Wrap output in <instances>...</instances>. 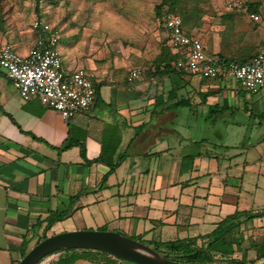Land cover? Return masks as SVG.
I'll return each mask as SVG.
<instances>
[{"label":"crops","instance_id":"crops-1","mask_svg":"<svg viewBox=\"0 0 264 264\" xmlns=\"http://www.w3.org/2000/svg\"><path fill=\"white\" fill-rule=\"evenodd\" d=\"M140 2L152 11L157 0ZM151 11L123 17L125 36L111 41L95 16L53 25L63 71L94 74L85 112L63 119L35 98L23 102L0 70V264H13L29 226L51 211L69 209L78 229L104 219L119 226L108 231L168 241L203 236L236 210L264 207V93L245 91L231 77L177 71L173 60L166 63L173 51ZM245 15L225 8L205 16L212 58L245 62L264 50L259 15ZM7 38L0 46L23 54L34 33L29 23ZM246 136L252 143L244 147ZM102 153L119 160L104 180L108 167L95 161ZM184 161L193 177L178 172ZM222 205L233 211L220 213Z\"/></svg>","mask_w":264,"mask_h":264},{"label":"built area","instance_id":"built-area-1","mask_svg":"<svg viewBox=\"0 0 264 264\" xmlns=\"http://www.w3.org/2000/svg\"><path fill=\"white\" fill-rule=\"evenodd\" d=\"M227 7L236 13H245L251 20H259L258 15L247 12L243 0H230ZM162 26L177 71L204 79L231 77L245 91H264V50L245 62L218 60L204 53L198 36L182 29L178 16L164 15ZM30 29L34 38L25 53L14 51L9 44L0 46V70L22 100L35 98L63 119L87 111L94 98V74L84 69L63 71L56 50L59 32L45 18L34 17ZM137 74L138 69L132 70L127 81L132 82Z\"/></svg>","mask_w":264,"mask_h":264},{"label":"rangeland","instance_id":"rangeland-1","mask_svg":"<svg viewBox=\"0 0 264 264\" xmlns=\"http://www.w3.org/2000/svg\"><path fill=\"white\" fill-rule=\"evenodd\" d=\"M140 1L141 0H40L37 13L39 16L45 18L51 25H56L58 29L60 26V19L62 17L64 20L71 18L79 20L80 17L95 16L100 21V28L98 31L108 34L109 40L111 41L114 34H123L121 36H125L124 31L127 29V24L123 17H129L132 15L147 16L150 14L151 5ZM229 1L230 0H208L207 5L203 6L204 12L201 17V24L198 28L193 30V33L198 36L200 43L203 46L204 53L208 57L213 56L209 51V32H204V18L206 15L209 17H216L218 11H225V8H228L227 4ZM251 1H258L262 6L256 14L260 17V21L257 24H260L261 27L264 28V0ZM151 12L154 14L153 10ZM34 15H36V13L34 12L33 0H0V44L4 42V40H7V36H9L14 30L18 32H27L29 30L30 18ZM248 23L252 24L251 21ZM227 79L232 80L233 78ZM11 92L13 96H18L15 90H12ZM259 92L264 93V91L261 90ZM17 98L23 101L20 97ZM250 143H252V137L246 136L240 142V145L246 147L250 145ZM178 172L182 174V177L186 178L190 176L193 177L194 175L191 167L185 161L183 162V166L178 168ZM220 194L225 200L232 201V195L227 193ZM201 202L202 201L199 199L194 200V204H197L198 206H203ZM231 211H233V209L226 208L224 205H222L220 209V213H223L224 215ZM247 211L252 215V217L245 222L246 230H243L242 233L243 240L241 241L240 251H235L232 254V258L241 261L243 264H254L257 263V260L254 258V251L250 249L249 246L252 243L257 244L264 240V207L256 206L247 209ZM67 218L70 219L69 217H65L59 221H55L47 229H44L45 222H41L39 226L30 225L28 230L29 232L24 238V250L21 253L25 254L35 244L36 240L43 234V229L46 236L60 232L80 230L77 228L78 224L75 219L72 218V220L70 219L71 221H62ZM57 222L60 223L55 225ZM118 228L119 226L116 222L97 219L92 225H87L84 229L108 231ZM188 233L189 235H193L196 232L191 231ZM126 235L134 239H138L140 243L142 242V244L150 248L154 247V245L159 242L149 241L145 237L134 233H127ZM195 242L199 243L200 241L197 240ZM202 243L205 244L206 242L203 241ZM243 250L245 251L244 255L241 254ZM21 253H19V251L16 253L15 258L18 259V261ZM45 258L46 257L42 260L43 264H47L48 262H51L50 264H63L65 260V264H133L126 261L116 260L112 256L95 252V250L92 249L87 250L86 248L58 249L52 252L47 259ZM220 258L226 257H214L216 260Z\"/></svg>","mask_w":264,"mask_h":264},{"label":"trees","instance_id":"trees-1","mask_svg":"<svg viewBox=\"0 0 264 264\" xmlns=\"http://www.w3.org/2000/svg\"><path fill=\"white\" fill-rule=\"evenodd\" d=\"M39 2L40 0H33L34 12L36 13V16H39V14L37 13ZM207 3L208 0H157V2L153 5V11L154 15L159 19H162V17L166 14H173L178 16L180 18L182 29L187 32L193 33V30L198 28L201 24V17L203 16L204 12L203 6L207 5ZM244 4L246 6L247 12L249 13H256L262 8L260 2L258 1L244 0ZM262 43L264 45V39ZM162 50L165 53H168V47L163 46ZM173 59L174 54H172L171 56H167L166 63H168L169 60ZM217 59L223 61L229 60L223 57H218ZM67 146L68 145H60L56 147V149L58 151H61L67 148ZM80 154L83 155L81 149ZM95 161L101 162L108 167L107 171L102 176V179L104 180L106 176L115 168L119 160H108L103 156L102 153ZM68 213L69 209L51 211L43 220L37 221L34 226H39L41 222H45L44 229H47L55 221H59L67 217ZM251 217L252 215L248 211L236 210L217 221L213 229L203 236H199L197 238L159 241L157 243L155 242L156 244L154 245V247H152V249L162 254L165 259L170 261L198 263L220 261L232 264H243L241 263V261L232 258V254L235 251H240L241 241L243 240L242 233L243 230H246L245 222L248 221V219H250ZM44 229L42 230L43 234L36 240L35 243L46 237V235L44 234ZM120 234L127 236L123 233ZM127 237L140 242L138 239H134L130 236ZM197 240H199L200 242L196 243L195 241ZM203 241H205L206 243L203 244ZM24 242V239L20 242L18 249L19 253L24 250ZM249 248L254 251V258L257 260V263L254 264H258L264 258V240L257 244L252 243ZM95 252L109 255L98 250H95ZM23 254L21 253L19 258H21ZM241 254L244 255L245 251L243 250ZM215 256L226 258H220L216 260L214 259ZM65 261L63 264H65ZM17 262L18 259H15L13 261V264H17Z\"/></svg>","mask_w":264,"mask_h":264},{"label":"water","instance_id":"water-1","mask_svg":"<svg viewBox=\"0 0 264 264\" xmlns=\"http://www.w3.org/2000/svg\"><path fill=\"white\" fill-rule=\"evenodd\" d=\"M64 248L98 250L120 261L133 264H232L220 261L208 263L170 261L152 248L118 232L90 229L48 235L35 243L17 264H37L46 255ZM258 264H264V258Z\"/></svg>","mask_w":264,"mask_h":264},{"label":"flooded vegetation","instance_id":"flooded-vegetation-1","mask_svg":"<svg viewBox=\"0 0 264 264\" xmlns=\"http://www.w3.org/2000/svg\"><path fill=\"white\" fill-rule=\"evenodd\" d=\"M50 255H51V253H50V254H48V255L46 256V258H45V259H47V258H48V256H50ZM43 259H44V258H43ZM43 259H42V260H43ZM42 260H40V261H39L37 264H43V263H42ZM48 261H49V260H48ZM46 263H47V262H46ZM50 263H51V262H48L47 264H50Z\"/></svg>","mask_w":264,"mask_h":264}]
</instances>
